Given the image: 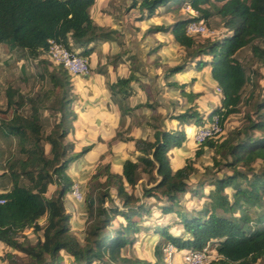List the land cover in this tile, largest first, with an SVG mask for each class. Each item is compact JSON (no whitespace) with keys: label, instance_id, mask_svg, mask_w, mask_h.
<instances>
[{"label":"trees","instance_id":"trees-1","mask_svg":"<svg viewBox=\"0 0 264 264\" xmlns=\"http://www.w3.org/2000/svg\"><path fill=\"white\" fill-rule=\"evenodd\" d=\"M169 1L139 0V8L150 15ZM94 2L0 0V43L37 57L45 55L48 40L54 39L70 49L72 44L85 45L80 54L86 56L90 52L89 43L115 33L92 22L89 9ZM185 2L205 21L218 16L229 33L220 40L198 43L186 33L188 18L177 19L172 33L184 48L185 58L168 71L181 70L187 61H195V67L201 69L208 61L197 58L209 57L211 75L222 94L221 107L214 111L222 129L227 116L239 112L241 104H249L253 96L250 92L244 100L243 89L255 72L247 75L236 54L244 46H250L253 55L264 60V0H177V8ZM165 29L157 25L150 30ZM43 74L50 87L42 92L24 97L14 89L6 91V116L0 119V136L15 141L17 146L16 157L0 173L1 179L10 181L9 186L0 188V242L25 257L6 250L2 259L7 264H64L65 257L71 259V264H165L163 249L169 244L183 251L212 244L218 257L207 264H255L264 259V172L255 171L252 165L257 159L264 161V100L255 104L252 113H246L241 127L222 139L207 138L197 146L196 158L206 148L213 151L212 165L205 171L215 169V173H210L205 181L198 180L194 187L189 183L191 175L197 172L194 160L187 159L184 166L174 170L168 157L171 148L180 147L185 141L184 129L173 132L155 129L153 140L135 139V146L143 155L135 161L126 160L121 173L112 172L108 163H99L83 196L86 225L81 242L72 231L71 214L64 206V197L74 185L66 169L91 145L75 152L73 145L64 141L76 117L71 108L75 95L70 74L60 64H53ZM133 78L132 70L127 78L118 79L108 88L113 92L118 87L123 97H127ZM46 101H50V108L45 107ZM24 104L28 106L27 114L18 112ZM43 108L58 114L49 130L44 125ZM171 117L199 126L204 123L194 106ZM117 135L122 138L120 132ZM222 166L230 173L219 175ZM142 176L151 186L142 188L141 198L160 200L164 214L175 212L181 229L178 234L162 225L141 227L142 215L151 213L150 205L128 192L127 187L133 188ZM24 180L26 183H22ZM206 183L213 188L206 194L203 206L191 211L183 209L180 195L191 192L202 196ZM49 184H55L56 189L46 197ZM226 188L232 190L231 197ZM112 189L120 199V206L113 201ZM253 207L255 216L250 214ZM118 217L120 220L115 224ZM40 219H44L43 224ZM142 228H152L153 234H158L153 262L124 252L128 245H133L134 234ZM26 229L41 232V236L31 243L24 235Z\"/></svg>","mask_w":264,"mask_h":264},{"label":"crops","instance_id":"crops-1","mask_svg":"<svg viewBox=\"0 0 264 264\" xmlns=\"http://www.w3.org/2000/svg\"><path fill=\"white\" fill-rule=\"evenodd\" d=\"M168 3L157 7L150 15L140 10L139 0H95L89 9L92 22L113 29L115 33L89 43L87 48H90V52L86 57L90 73L70 78L75 95L71 108L76 117L64 141L71 143L75 152L91 145L66 169L74 183H79L80 190L99 163H108L112 172L121 173L126 160H137L143 154L137 150L134 140H153L155 129L172 132L184 129L186 139L182 146L173 147L168 152L172 169L184 166L187 159L194 160L198 146L194 133L199 125L180 122L171 116L194 106L203 117V124H206L215 115L214 111L221 107L222 95L216 91L217 82L211 75L207 55L197 58L208 61L201 69L195 67V61H187L181 70L168 71L185 58V50L176 42L172 28L177 19L184 18L181 14L183 10L185 12L183 5L186 2L180 8H177V2L172 5ZM157 25H163L166 29L150 30ZM81 45V50L74 49V44L71 48L80 53L85 49V45ZM132 70L134 78L129 82L130 94L127 97H123L122 89L118 87L110 91L109 84L127 78ZM187 93H197L198 96L189 97ZM118 132L122 138L118 137ZM137 183L141 192L144 186H150L145 176ZM189 183L192 187L197 184ZM55 189V184H49L46 197H50ZM141 192L134 193L140 197V201L149 204L148 200L152 198L158 203L157 206L162 203L153 197L141 198ZM185 194L198 198L202 206L207 200L204 193L199 196L185 192L179 197L181 205L185 200L181 196ZM198 204L192 209L202 207ZM64 206L71 214L70 225L73 229L75 214L85 211L84 202L76 201L74 196L67 193ZM157 209L161 211L160 207ZM38 235L41 236V232ZM3 249L7 250L8 247L0 242V251Z\"/></svg>","mask_w":264,"mask_h":264},{"label":"rangeland","instance_id":"rangeland-1","mask_svg":"<svg viewBox=\"0 0 264 264\" xmlns=\"http://www.w3.org/2000/svg\"><path fill=\"white\" fill-rule=\"evenodd\" d=\"M174 2H177V0H170L168 4L172 5ZM186 4V3H185ZM183 8L185 9V5H183ZM181 17L188 18V13H185L184 10L181 14ZM207 21V27L211 30H213L216 34L215 38H208L203 36H194L193 38L198 42L202 43L206 41L207 39H221L226 34L229 33L228 30L224 27L222 21L219 19L218 16L214 15L210 17ZM260 44V43H257ZM83 46L81 44H74V49L81 50ZM237 60L245 67V71L247 75H251L252 72H255V74L252 77V80L247 83V85L243 89V99L245 100V97L250 92H253V96L251 99V102L247 104L246 102L241 104L240 111L234 114H231L227 116L226 120L224 121V126L222 128V131L220 133L215 134V138L222 139L223 137L227 136L228 133L235 129L241 127L245 123V116L247 112L252 113L255 109V104L259 103L260 101L264 100V60H260L257 57H255L251 51L250 46H244L241 50H239L236 54ZM52 63L49 61V59L44 54H40L37 57H32L31 54L26 52L25 50H22L20 48H11L8 44L0 43V119L4 118L6 115L4 114V111L7 106V96L6 91L8 89H14L18 91L20 94H22L24 97H28L30 95L36 94L38 92H42L50 87L49 81L44 78V71H50L52 68ZM45 107L50 108L51 104L50 101L45 102ZM264 111V110H262ZM11 112V111H10ZM19 113H28V106L27 104H24V106L18 110ZM43 117H44V125L47 130L50 129L51 125L54 123L55 120L58 118V114L51 112V110L43 108L41 110ZM259 113V112H257ZM10 113L9 116L10 117ZM258 134V132H255ZM190 134V133H188ZM13 139V138H12ZM202 156L199 158L194 157L195 166L197 168V172H195L193 175H191L189 182L196 183L197 179L201 181H205L208 175L210 173H215L214 170H207L205 171L206 167H210L212 165V156L213 152L211 149L206 148L204 150ZM17 152V146L15 141H10L9 138H3L0 136V173L3 172V170L6 169L8 166V163L11 162V160L16 157ZM255 171L264 172V161L257 159L253 164ZM95 170V169H94ZM223 173H230V170L227 167L221 168V170L218 171V174L221 175ZM94 173V171L92 172ZM92 173L88 176L86 179L84 186L81 190L79 189V183H74V186H77L79 195H75L73 192L70 193L72 196H74L76 201L83 202V196L84 192L86 190V184ZM201 173H204L202 176ZM196 178V179H195ZM146 181V179H144ZM26 183V181H22V183ZM140 182V181H139ZM10 181L9 178H0V188L4 186H9ZM151 186V184H150ZM213 186L209 183H206L202 187V191L205 194V197L207 192L211 190ZM127 189L134 193L141 192V189L139 187V184L133 188L127 187ZM230 195L232 196V190L230 188L224 189ZM111 196L113 198V201L120 206V199L117 197V194L115 191H111ZM142 193V192H141ZM135 195V194H134ZM182 199L184 203L181 205L183 209H192L194 205L198 204L199 199L195 197H190L188 194H185V196ZM204 198V196H203ZM150 201L149 205L151 206L152 210L150 215L149 214H143L142 215V226L143 225H150V227L156 225H162L165 227H168V230L171 233H178L180 231V222L179 217L176 216V213H171L165 215L160 210L157 209L158 203L155 202L152 198L149 199ZM160 205V204H159ZM199 206H202L201 203L198 204ZM66 209V208H65ZM252 216H255L256 208H252L250 211ZM86 212H81L78 214H75V218L73 219V233L78 237V239L83 242L84 237V228L86 225ZM120 218H116L115 224H117V221H119ZM151 220V221H150ZM43 219H40L39 222L43 224ZM153 228V227H152ZM150 228L148 229H141L139 232L134 234L135 242L133 245H128L124 252L128 255H134L138 256L140 258L149 260L150 262L155 260L154 255V247L156 245L158 234H155V236H152L155 231ZM24 235L27 237V239L34 243L37 239L38 232H33L32 229H26L24 231ZM211 252L212 257H217V252L213 248L212 244H208ZM166 248V247H165ZM164 248V249H165ZM163 249V251H164ZM14 253H16L20 258L25 259L24 254L11 250ZM6 249L0 251V264H7L6 260L2 259V255L5 253ZM183 252L181 250H178L174 252V255L170 261H172V264H185L183 260ZM165 256V251H164ZM164 262L166 261L165 258ZM168 263L165 262V264ZM64 264H71V259L68 257H65ZM255 264H264V259H259Z\"/></svg>","mask_w":264,"mask_h":264},{"label":"built area","instance_id":"built-area-1","mask_svg":"<svg viewBox=\"0 0 264 264\" xmlns=\"http://www.w3.org/2000/svg\"><path fill=\"white\" fill-rule=\"evenodd\" d=\"M185 12L188 13V21L186 23L185 30L189 36H205L208 38L216 37L215 32L207 27L205 19L200 16L198 11H194L188 3L185 4ZM45 55L51 63L62 65L70 76L79 74L88 75L90 73V67L86 56L76 52L72 48H67L65 45L54 39L48 40V49ZM216 91L221 94V90L218 85L216 87ZM221 131L222 129L219 125L218 115L215 113V115L206 124L196 127L194 141L199 145L205 139L215 137V134L220 133ZM72 188H74V194L80 196L77 186ZM164 251V258L166 259L165 262L168 261L166 264H172V261L170 260L177 249L173 245L169 244L166 246ZM182 255L185 264H207L211 260L218 257V254L217 257L211 256L208 245L198 250H184Z\"/></svg>","mask_w":264,"mask_h":264}]
</instances>
